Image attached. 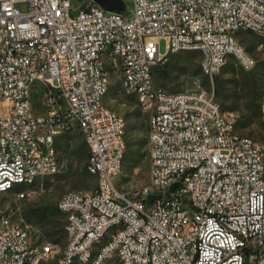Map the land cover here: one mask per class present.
I'll return each mask as SVG.
<instances>
[{
    "label": "built area",
    "instance_id": "1",
    "mask_svg": "<svg viewBox=\"0 0 264 264\" xmlns=\"http://www.w3.org/2000/svg\"><path fill=\"white\" fill-rule=\"evenodd\" d=\"M121 10L106 9L97 0H78L72 15L70 0H0V198L3 179L30 175L23 199L38 190L39 179L61 171L57 139L73 130L61 112L85 121L81 131L89 148L87 164L97 163L101 193L77 190L63 197L69 254L87 255L101 230L114 246L101 249L95 264L117 257L122 264H264V133L255 138L237 131V111L220 116L214 78L221 62L235 58L255 65L254 56L240 47L241 25L258 27V48L264 49V0H121ZM118 35L132 39L119 44ZM9 36V44H2ZM167 51L161 53L160 40ZM99 41L126 48L127 64L114 62L122 89L132 79L148 115L149 182L123 190L114 177L123 167L126 134L122 115L99 106ZM176 47H202L201 72L188 91L159 90L153 69ZM36 69L50 91L36 112ZM65 93L67 107L56 105ZM260 107L264 112V101ZM261 123V119H260ZM54 164L52 173L45 165ZM146 197L155 204L146 205ZM126 219L113 229L112 221ZM51 245L32 240L27 226L0 210V264L27 262V253L46 261ZM19 255V262H11ZM68 261L61 255L60 264Z\"/></svg>",
    "mask_w": 264,
    "mask_h": 264
},
{
    "label": "rangeland",
    "instance_id": "2",
    "mask_svg": "<svg viewBox=\"0 0 264 264\" xmlns=\"http://www.w3.org/2000/svg\"><path fill=\"white\" fill-rule=\"evenodd\" d=\"M106 9L123 8L121 0H97ZM78 7L72 9L76 15ZM240 42L246 47L256 62L252 68L240 65L231 58L227 65L214 78L215 94L225 110L237 111V131L255 138L262 137L261 103L264 101V49L258 48L259 37L255 34L244 35ZM167 39L160 40V51L166 53ZM201 52L183 50L173 53L153 69L154 84L157 89L179 91L188 89L199 78L203 87L212 88V81L201 72ZM111 87L107 89L103 102L126 119V152L122 172L114 177L123 190L140 187L149 182L150 158L148 144V115L137 103V96L126 93L121 86L119 73L112 75ZM40 85V86H39ZM34 90L36 112H42V100L50 91V85L40 83ZM38 88V89H37ZM256 92V93H255ZM255 93L260 116L246 122L244 115L248 110L246 100ZM61 162V171L41 178L30 197L18 198L17 192L27 189L16 185L14 189L0 198V210L9 213L13 220L27 226L32 240L36 243H50L54 251L43 264H60L66 244V216L58 207L62 196L69 190H93L97 179L87 170L89 148L79 126L72 132L60 136L56 142ZM35 187V184L34 186ZM37 192V193H36ZM106 264H122L113 257Z\"/></svg>",
    "mask_w": 264,
    "mask_h": 264
},
{
    "label": "bare ground",
    "instance_id": "3",
    "mask_svg": "<svg viewBox=\"0 0 264 264\" xmlns=\"http://www.w3.org/2000/svg\"><path fill=\"white\" fill-rule=\"evenodd\" d=\"M88 2H91L89 0ZM241 31L248 32V25H241ZM249 34L258 35V27H249ZM119 44H125V46H132V39H126L125 35H118ZM2 44H9V36H2ZM240 47H244V45L240 42ZM98 49H108V53L113 56L114 60L107 59V50H100L99 52V60L101 62V76H97V85H105V80L107 83H111L113 70H114V62H116L118 67H125L127 64V50L126 48H117L115 46H110V42L107 41H99ZM186 50V47H176L171 51V54L178 53L180 51ZM195 50H199L202 55V47H195ZM246 54L249 56L250 53L246 50ZM228 62H221V70L227 65ZM243 66L248 67V63H241ZM201 65V60H200ZM44 77V69H36L35 72V80H38V85L40 83L50 85L48 80H43ZM40 86V85H39ZM37 86L34 87V90ZM125 87L127 89V93L137 96V92H135V84L132 79H125ZM206 88V87H204ZM38 89V88H37ZM107 91V86H100L99 89V106L100 108H107L112 114H118L111 107L104 104L103 99L104 95ZM180 91H188V89L180 90ZM148 104V96H140L139 105L141 107H145ZM56 105L59 107H67V98L65 93H56ZM230 115V110H225L223 107L220 109L221 117H228ZM61 119H69V127L71 130L75 128V126H79L81 131L85 130V121L83 119H79V116H69V112H61ZM126 119L122 117V132L126 134ZM261 132L264 133V112H262L261 108ZM155 151V144H149V152ZM89 158V156H88ZM87 170L90 174L96 177L97 186L93 189V194L101 193V182L98 181V166L97 163H89L87 164ZM123 167L119 168V174L122 172ZM54 171V164H46L45 165V173H52ZM35 184V180L30 179V175H23L15 179L14 177H7V179H3V186H6V193L10 192L14 189L16 185H23L27 189L29 187H33ZM26 190V189H25ZM25 190H20L17 192V195H22ZM77 190H69L67 191L61 198L70 197L76 193ZM34 192V191H33ZM32 192V193H33ZM30 193L26 197H30L32 195ZM37 193V192H36ZM25 197V198H26ZM61 200L59 204H61ZM155 204V197H146V205ZM60 210L64 213V209L60 208ZM123 226H126V219H119V221H112L113 229H121ZM51 245L46 249V260L50 257V255L54 251V245L50 243H46ZM114 246V239L108 238V230H101L98 234V239H96V244H94V250L87 255L84 260V254H69V243L68 238L66 236V244L64 246L62 255H68V261H84V264H95L99 257H101V249H108V247ZM36 261V253H27V262L42 264V262ZM11 262H19V255H11ZM65 264H76L74 262H66Z\"/></svg>",
    "mask_w": 264,
    "mask_h": 264
},
{
    "label": "trees",
    "instance_id": "4",
    "mask_svg": "<svg viewBox=\"0 0 264 264\" xmlns=\"http://www.w3.org/2000/svg\"><path fill=\"white\" fill-rule=\"evenodd\" d=\"M255 93H253V95L250 96L248 100H246V106H248V110L245 112V115H244L246 122H252L256 120L258 115L260 116V107H259V112H258V104H256V101L259 96L256 95Z\"/></svg>",
    "mask_w": 264,
    "mask_h": 264
},
{
    "label": "water",
    "instance_id": "5",
    "mask_svg": "<svg viewBox=\"0 0 264 264\" xmlns=\"http://www.w3.org/2000/svg\"><path fill=\"white\" fill-rule=\"evenodd\" d=\"M71 1V3H72V5L74 6V7H77L78 6V0H70ZM83 2H85V3H87L89 0H82ZM116 8H111V10H115ZM116 10H121V8H118V9H116Z\"/></svg>",
    "mask_w": 264,
    "mask_h": 264
}]
</instances>
